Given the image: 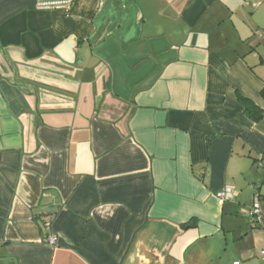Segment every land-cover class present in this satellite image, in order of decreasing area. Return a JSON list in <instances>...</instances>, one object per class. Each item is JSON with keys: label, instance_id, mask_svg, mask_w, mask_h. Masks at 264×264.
Listing matches in <instances>:
<instances>
[{"label": "crops", "instance_id": "0c3cea01", "mask_svg": "<svg viewBox=\"0 0 264 264\" xmlns=\"http://www.w3.org/2000/svg\"><path fill=\"white\" fill-rule=\"evenodd\" d=\"M263 87L264 0H0V264H262Z\"/></svg>", "mask_w": 264, "mask_h": 264}, {"label": "built area", "instance_id": "2783aa9c", "mask_svg": "<svg viewBox=\"0 0 264 264\" xmlns=\"http://www.w3.org/2000/svg\"><path fill=\"white\" fill-rule=\"evenodd\" d=\"M76 0H38V7L40 9H59L68 4H72ZM258 3H253L252 6L254 8L258 7ZM258 166L264 167V159L259 161ZM216 198L219 202L224 203L226 201H233L234 194L231 189H224L217 193ZM249 223L259 229H264V213L260 207V198L259 195L254 196V201L247 212ZM50 220H46L44 222V227L48 230L50 228ZM45 242L48 245H55V237L52 235H47L45 238ZM261 263L264 264V250L261 252ZM239 264V263H234Z\"/></svg>", "mask_w": 264, "mask_h": 264}, {"label": "trees", "instance_id": "16d2710c", "mask_svg": "<svg viewBox=\"0 0 264 264\" xmlns=\"http://www.w3.org/2000/svg\"><path fill=\"white\" fill-rule=\"evenodd\" d=\"M260 96L264 100V87L262 88V90L260 92ZM237 100H238L239 104L242 106V108L244 110V114L250 120H252L254 122H258L264 117V111H262L261 109L256 107L248 99H245V98H242V97L238 96ZM263 169H264V167H263ZM195 226H196V223L193 221V222H189V223L183 225L182 228L184 230H186V229L195 228Z\"/></svg>", "mask_w": 264, "mask_h": 264}]
</instances>
